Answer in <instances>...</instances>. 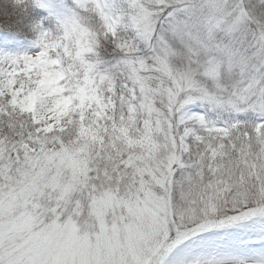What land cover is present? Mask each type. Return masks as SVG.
Wrapping results in <instances>:
<instances>
[{
	"label": "snow or ice",
	"instance_id": "obj_1",
	"mask_svg": "<svg viewBox=\"0 0 264 264\" xmlns=\"http://www.w3.org/2000/svg\"><path fill=\"white\" fill-rule=\"evenodd\" d=\"M0 264H264V0H0Z\"/></svg>",
	"mask_w": 264,
	"mask_h": 264
}]
</instances>
